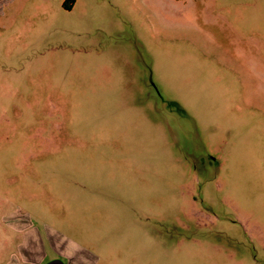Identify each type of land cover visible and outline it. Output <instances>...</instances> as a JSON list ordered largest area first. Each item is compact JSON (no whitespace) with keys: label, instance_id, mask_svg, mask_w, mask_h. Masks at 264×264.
I'll list each match as a JSON object with an SVG mask.
<instances>
[{"label":"rangeland","instance_id":"rangeland-1","mask_svg":"<svg viewBox=\"0 0 264 264\" xmlns=\"http://www.w3.org/2000/svg\"><path fill=\"white\" fill-rule=\"evenodd\" d=\"M0 0V206L98 264H264V0Z\"/></svg>","mask_w":264,"mask_h":264},{"label":"crops","instance_id":"crops-1","mask_svg":"<svg viewBox=\"0 0 264 264\" xmlns=\"http://www.w3.org/2000/svg\"><path fill=\"white\" fill-rule=\"evenodd\" d=\"M0 206H3L0 204ZM0 210V264H98V253L26 204Z\"/></svg>","mask_w":264,"mask_h":264},{"label":"trees","instance_id":"trees-1","mask_svg":"<svg viewBox=\"0 0 264 264\" xmlns=\"http://www.w3.org/2000/svg\"><path fill=\"white\" fill-rule=\"evenodd\" d=\"M76 0H65L64 7L67 9H72Z\"/></svg>","mask_w":264,"mask_h":264}]
</instances>
